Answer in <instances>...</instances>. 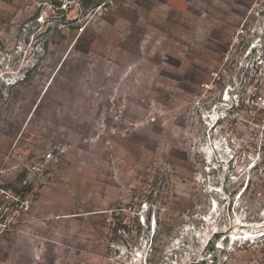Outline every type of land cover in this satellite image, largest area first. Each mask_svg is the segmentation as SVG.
I'll return each mask as SVG.
<instances>
[{"label":"rangeland","instance_id":"rangeland-1","mask_svg":"<svg viewBox=\"0 0 264 264\" xmlns=\"http://www.w3.org/2000/svg\"><path fill=\"white\" fill-rule=\"evenodd\" d=\"M263 229L264 0H0V264H264Z\"/></svg>","mask_w":264,"mask_h":264},{"label":"bare ground","instance_id":"bare-ground-1","mask_svg":"<svg viewBox=\"0 0 264 264\" xmlns=\"http://www.w3.org/2000/svg\"><path fill=\"white\" fill-rule=\"evenodd\" d=\"M225 100V99H224ZM216 119H217V117H215L214 118V122L216 121ZM261 230V229H260ZM263 231H264V229H263ZM258 232V230H244V232H234V233H231V237L229 238L230 239V241H231V243L232 244H234V243H236V242H238V240L241 238L242 239V237L243 238H245V240L247 239H251V240H253V242H255V240L258 238V237H261L262 235H264V232L263 233H261V234H259V235H256V234H254V233H257ZM238 235H240L239 237H238ZM242 241V240H241ZM250 242V241H249Z\"/></svg>","mask_w":264,"mask_h":264},{"label":"built area","instance_id":"built-area-1","mask_svg":"<svg viewBox=\"0 0 264 264\" xmlns=\"http://www.w3.org/2000/svg\"><path fill=\"white\" fill-rule=\"evenodd\" d=\"M259 60H261V61H262V59H261V58H259ZM253 165H254V163H253Z\"/></svg>","mask_w":264,"mask_h":264}]
</instances>
